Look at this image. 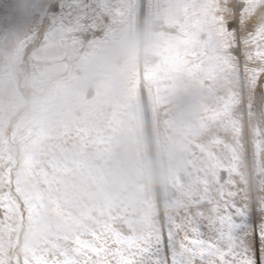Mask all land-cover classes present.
Returning <instances> with one entry per match:
<instances>
[{
  "label": "rangeland",
  "instance_id": "obj_1",
  "mask_svg": "<svg viewBox=\"0 0 264 264\" xmlns=\"http://www.w3.org/2000/svg\"><path fill=\"white\" fill-rule=\"evenodd\" d=\"M51 2L0 0V264L16 263L10 235L21 230V264L72 260L73 241L93 233L136 249L170 227L167 264L255 251L264 0H71L64 33L50 28L37 46L35 22L18 13ZM27 53L46 80L31 103L16 79Z\"/></svg>",
  "mask_w": 264,
  "mask_h": 264
},
{
  "label": "snow or ice",
  "instance_id": "obj_2",
  "mask_svg": "<svg viewBox=\"0 0 264 264\" xmlns=\"http://www.w3.org/2000/svg\"><path fill=\"white\" fill-rule=\"evenodd\" d=\"M74 7L71 0H68L67 3L65 0H54L51 3L36 4L31 9L25 4L18 14L22 18L33 19V22L39 21L42 24H48L54 23L57 17L71 14ZM29 12H31V16H29ZM228 27L235 28V22L229 24ZM7 210L3 202H0V216H4ZM255 236V251L245 248L244 257L238 262L233 260L231 264H264V256L259 255L260 252H264V245L260 243L264 241V230L257 231ZM73 244L75 253L72 260L47 257L35 259L31 264H153V261L147 257L149 255L160 257L161 254L164 256V260L157 259L155 264H167L169 255L171 254L173 257L176 255L178 242L175 232L170 227L167 234L161 231L158 236L150 237L146 243H142L136 249L121 248L120 246L114 248L109 239L100 233L91 234V239L73 241ZM24 264H29V261L25 260ZM173 264H181V262L174 259Z\"/></svg>",
  "mask_w": 264,
  "mask_h": 264
},
{
  "label": "bare ground",
  "instance_id": "obj_3",
  "mask_svg": "<svg viewBox=\"0 0 264 264\" xmlns=\"http://www.w3.org/2000/svg\"><path fill=\"white\" fill-rule=\"evenodd\" d=\"M137 3V2H136ZM245 6V5H244ZM134 7V6H133ZM238 9L237 11L240 12V8L241 6L238 5ZM136 8V7H135ZM136 10V9H135ZM133 11V9H132ZM130 10V12H132ZM129 12V13H130ZM132 13H135V11H133ZM238 14V13H237ZM222 15V14H221ZM132 16V15H131ZM130 16V17H131ZM240 16V15H239ZM238 17V16H237ZM50 24V25H49ZM48 25L50 26H46L45 30L42 29L40 30V25H43L42 23L40 24L39 22L36 24L35 22V27L32 29L31 33H29V35L31 36V38L34 40L35 43L33 44H40L42 43L41 42V39L43 38L41 36V33L44 34H48L49 33V30L50 28L53 29L55 27L59 28V31H61V33H64L65 29L67 28V24L64 22V19L62 17H57L55 22L54 23H49ZM164 26V25H163ZM157 27V26H155ZM158 29V28H157ZM155 28V30H157ZM163 30H166L165 27H162ZM160 30V29H158ZM51 31V30H50ZM172 31V30H171ZM59 33V32H58ZM48 36V35H47ZM60 37V36H59ZM87 37V36H86ZM31 39V40H32ZM61 40V39H60ZM27 41V39H26ZM30 41V40H28ZM47 44V43H46ZM37 45V44H36ZM35 45V47H36ZM39 46V45H37ZM30 51V50H29ZM28 52V51H27ZM29 53V52H28ZM28 53L26 54L25 58H24V61L23 63L21 64V66L19 67V69L17 70V73H16V79L19 80V83L22 82V87L24 89H22V91L24 90L25 92V96H27V99H28V102H32L33 100L36 99V91L34 89V86L36 85H44L46 83V80L45 78H42V79H38V80H35L36 76L39 74L38 72L42 71V69L44 68V66H37L36 63L33 61L32 57L30 55L28 56ZM35 54V53H34ZM34 83V84H33ZM34 85V86H33ZM37 87V86H36ZM21 117L15 119L13 122H12V125L11 127L9 128L8 130V133H7V137H6V142L7 143H12L14 138H15V133L17 131V128H18V124L20 122V120L22 119L23 115L21 114L20 115ZM195 128V127H194ZM15 143V141H14ZM6 144V143H5ZM30 145V144H29ZM9 148V147H8ZM23 155V154H22ZM19 156V155H18ZM20 200V199H19ZM20 202V201H19ZM21 203V202H20ZM19 206V205H18ZM22 206V205H21ZM21 209V208H20ZM23 209V208H22ZM27 226V225H26ZM24 229V228H23ZM24 231H20V233H15L13 232V234H9L11 236V241H10V245H11V251L9 253H11V255H14V259H12V263L14 264H21V250H20V245L22 243V241L24 240V234H23ZM26 232V230H25ZM27 235V234H26ZM22 247V246H21ZM23 250V249H22ZM12 258V257H11ZM20 261V262H19Z\"/></svg>",
  "mask_w": 264,
  "mask_h": 264
},
{
  "label": "crops",
  "instance_id": "obj_4",
  "mask_svg": "<svg viewBox=\"0 0 264 264\" xmlns=\"http://www.w3.org/2000/svg\"><path fill=\"white\" fill-rule=\"evenodd\" d=\"M217 172H218V173H215V177H216V175L218 176V174L220 173L219 170H218ZM219 177H220V175H219ZM219 177H218V178H219Z\"/></svg>",
  "mask_w": 264,
  "mask_h": 264
}]
</instances>
